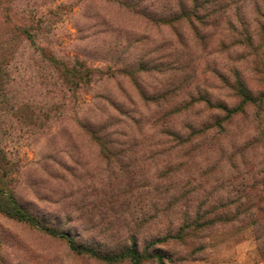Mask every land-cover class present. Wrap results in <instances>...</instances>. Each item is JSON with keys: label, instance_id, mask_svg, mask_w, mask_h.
Wrapping results in <instances>:
<instances>
[{"label": "rangeland", "instance_id": "rangeland-1", "mask_svg": "<svg viewBox=\"0 0 264 264\" xmlns=\"http://www.w3.org/2000/svg\"><path fill=\"white\" fill-rule=\"evenodd\" d=\"M9 194L0 264H264V0H0Z\"/></svg>", "mask_w": 264, "mask_h": 264}, {"label": "trees", "instance_id": "trees-1", "mask_svg": "<svg viewBox=\"0 0 264 264\" xmlns=\"http://www.w3.org/2000/svg\"><path fill=\"white\" fill-rule=\"evenodd\" d=\"M66 73H67V77H69L71 81H74V78H77L78 76L82 74V70L78 69V67L75 66L67 70ZM240 80L241 79H238L237 83L234 85V89H236L238 96L242 97V103L253 101V98L251 97L252 92L250 88L247 87L243 83V81H240ZM222 108L226 109V111L228 112V115L234 114L237 111H241V112L243 111L240 108L229 109L227 106H222ZM0 210L6 213L8 216L15 218L19 221H24L28 224L36 225L41 228H44L53 235H59V233L56 232L55 230H51L49 229V227H45V225H43L41 220H39L34 214L30 213L23 205H21L13 194H9V196L6 197L5 199L3 197L1 198L0 196ZM71 244L74 249L78 248L74 243H71ZM121 257H128L131 260L132 264H143L145 255L140 253V251L137 248L133 247L129 249L127 253H125Z\"/></svg>", "mask_w": 264, "mask_h": 264}]
</instances>
